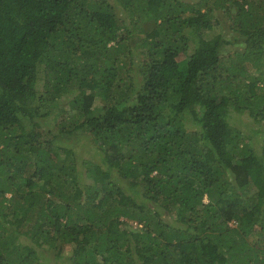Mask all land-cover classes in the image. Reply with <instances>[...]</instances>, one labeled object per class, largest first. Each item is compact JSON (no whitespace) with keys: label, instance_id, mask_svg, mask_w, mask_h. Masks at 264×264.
I'll return each mask as SVG.
<instances>
[{"label":"trees","instance_id":"trees-1","mask_svg":"<svg viewBox=\"0 0 264 264\" xmlns=\"http://www.w3.org/2000/svg\"><path fill=\"white\" fill-rule=\"evenodd\" d=\"M123 8L0 0V264H264V0Z\"/></svg>","mask_w":264,"mask_h":264},{"label":"rangeland","instance_id":"rangeland-1","mask_svg":"<svg viewBox=\"0 0 264 264\" xmlns=\"http://www.w3.org/2000/svg\"><path fill=\"white\" fill-rule=\"evenodd\" d=\"M108 2L112 3V5L114 6V9H115V12L116 14L118 15V17L122 18V20H126V23L127 21H129V17L127 15V10L125 11V9L123 8L124 6V3H125V0H107ZM189 1H195V0H189ZM218 16L220 18V20L218 21H223V15L221 14L220 11H218ZM222 23V22H221ZM128 30V29H127ZM224 38L227 39V41H229L226 45H225V48H224V53H228L229 51H234L236 49H239L240 47V44L239 43H235L233 42L234 40V33L232 32H228L224 35ZM192 44V43H190ZM133 45H136V44H133ZM43 78L42 76L40 75V82H39V85H38V90H41V88L43 87ZM41 92V91H40ZM53 114L51 115L50 114H46V117L45 119H50L51 117L54 116V113H55V110L52 112ZM43 120V119H41ZM235 123L240 126V129L243 131L245 130L246 133L250 134V135H253L256 139H257V149H259V147H261V143H262V140L264 138V128H260V127H256L252 124V119L249 118L246 114L245 115H242V114H238L235 116ZM24 124L28 125L27 122H24ZM188 124L190 125L187 126V130L188 131H191L192 128H191V124L190 122H188ZM50 127V126H48ZM82 144V145H81ZM79 146L78 147V151L81 153V148L83 150L84 155H86L87 157L89 156V154L91 153V149H89L90 147H85L84 145V141H81L78 143ZM7 196H9V193L6 194ZM130 224L133 226V228L135 227H139L138 224L134 223V222H131L130 221ZM47 256H48V260L45 261L46 264H67L68 263V260H69V257L67 255H63L61 258H56L54 255L52 254H48L47 253Z\"/></svg>","mask_w":264,"mask_h":264}]
</instances>
